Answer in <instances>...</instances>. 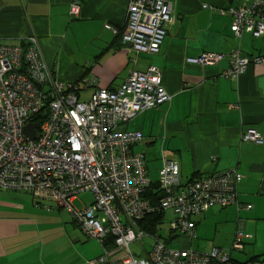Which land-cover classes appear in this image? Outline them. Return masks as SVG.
<instances>
[{
	"label": "crops",
	"instance_id": "obj_1",
	"mask_svg": "<svg viewBox=\"0 0 264 264\" xmlns=\"http://www.w3.org/2000/svg\"><path fill=\"white\" fill-rule=\"evenodd\" d=\"M71 1L0 0V43L20 44L34 35L54 78L79 84L78 96L83 91L88 98L98 87H116L131 70L158 67L171 99L126 124L143 134L134 146L143 143V150H133L145 159L149 150L160 151L159 168L163 159L177 161L182 183L196 173L231 168L243 175L238 204L211 206L194 218V237L181 234L174 241L200 252L230 249L241 229L250 237L233 258L264 264V34L236 36L232 17L216 10L253 0H169L172 19L155 54L130 48L117 36L126 31V0H76V16L69 14ZM235 49L262 60L237 78L220 75ZM201 52L225 56L205 67L186 62ZM248 128L263 140L243 141ZM101 252L67 210L27 191L0 188V264H90Z\"/></svg>",
	"mask_w": 264,
	"mask_h": 264
},
{
	"label": "built area",
	"instance_id": "obj_2",
	"mask_svg": "<svg viewBox=\"0 0 264 264\" xmlns=\"http://www.w3.org/2000/svg\"><path fill=\"white\" fill-rule=\"evenodd\" d=\"M79 8L72 0L69 14L78 15ZM216 10L232 17L234 35L264 34V0ZM171 12L169 0H126V31L121 42L137 51L157 53ZM106 27L118 33L111 24ZM224 56L201 52L186 62L205 67ZM228 56L230 66L221 75L229 78H237L251 63L262 60L261 56L241 55L238 49ZM78 89L77 83L54 78L34 35L25 38L24 48L0 44V188L27 191L67 210L85 236L102 247L90 264H237L232 253L241 251L250 237L241 229L230 249L213 247L200 252L172 248L157 232L138 225L149 213L171 210L174 218L168 235L194 237V217L213 205L238 204L237 184L243 177L231 168L181 183L178 162L163 159L157 180L161 197L153 203L144 196L151 181L146 159L133 150L143 134L126 124L138 113L170 101L161 70L151 64L143 71L131 70L119 85L98 87L87 100L79 98ZM37 113L42 115L41 123L36 137L30 139L23 128L34 122L31 118ZM241 139L261 142L263 137L248 128ZM86 191L93 194L92 203L77 208L73 204L76 195ZM144 237L153 243L148 250L143 247L144 257H138L130 243Z\"/></svg>",
	"mask_w": 264,
	"mask_h": 264
},
{
	"label": "rangeland",
	"instance_id": "obj_3",
	"mask_svg": "<svg viewBox=\"0 0 264 264\" xmlns=\"http://www.w3.org/2000/svg\"><path fill=\"white\" fill-rule=\"evenodd\" d=\"M79 98L81 100H87L88 96L84 95V92L81 91ZM36 123V122H34ZM38 124V123H37ZM37 127V125H36ZM37 130V129H36ZM37 133V132H36ZM135 146V145H134ZM144 144L140 143V145L138 146L139 150H143ZM135 151H138L137 147H133ZM152 149V148H150ZM155 150L157 151V146L155 148ZM149 154L146 155L147 159H146V166H147V170L150 171L149 175L152 179H156L158 177V165L160 162V151L159 152H155L154 150H149L148 151ZM94 199V196L91 192L86 191V192H80L76 195V199L74 201V205L77 208H82L83 206H88L89 204L92 203ZM174 218V213L171 210H167L164 213V217L162 219V222L159 224L158 227V234L162 236L163 239L167 238V231L169 229V225H170V221ZM143 243V244H141ZM153 243V239L150 237H144L141 240H135L132 241L130 243V249L132 250V252L138 256V257H144L146 255L145 253V249L148 250L151 246V244ZM182 239L181 240H176V241H172L167 243L168 246L172 247V248H180L183 247L182 244ZM143 247H145V249H143ZM226 249V248H225ZM239 253L238 251H233L232 253V257H234V254Z\"/></svg>",
	"mask_w": 264,
	"mask_h": 264
},
{
	"label": "trees",
	"instance_id": "obj_4",
	"mask_svg": "<svg viewBox=\"0 0 264 264\" xmlns=\"http://www.w3.org/2000/svg\"><path fill=\"white\" fill-rule=\"evenodd\" d=\"M71 16V15H70ZM251 34V33H250ZM121 35L120 33L117 35L119 36ZM252 35V34H251ZM0 44H3V43H0ZM6 45H10V46H22L24 48V45H25V39L22 40V42L20 44H6ZM241 55H244L242 54V52H240ZM229 55V54H228ZM41 56V54H40ZM247 56V55H245ZM229 57V56H228ZM250 57V56H248ZM230 61V60H229ZM253 64V63H251ZM230 66V65H229ZM247 69V68H246ZM221 75V74H220ZM229 78V77H228ZM93 93V92H92ZM91 96V95H90ZM41 117L42 115L37 113L35 115H33V117L31 118L32 121L40 124L41 123ZM148 171V170H147ZM238 171V170H237ZM222 172V171H221ZM217 173V172H216ZM214 174V173H212ZM149 176V174H148ZM199 176H202V175H199L198 173L194 174L191 178H189L186 182L196 178V177H199ZM150 178V176H149ZM243 178V177H242ZM151 180V178H150ZM158 180V178H157ZM157 180H151L149 185L147 186V188L145 189L144 191V196L149 198L153 203H155L157 201V198L161 195H162V191L159 189V184H158V181ZM242 180V179H241ZM181 182V180H180ZM185 182V183H186ZM241 182V181H240ZM239 182V183H240ZM182 183V182H181ZM238 183V184H239ZM237 184V185H238ZM237 196H238V192H237ZM53 202V201H52ZM54 203V202H53ZM164 213L165 211H157V212H154V213H149L147 214L144 218H142L141 220L138 221V225L141 229L147 231V232H151V233H156L158 232V227H159V224L162 222V219L164 217ZM198 217V216H196ZM195 218V217H194ZM193 218V219H194ZM75 223V222H74ZM76 224V223H75ZM77 225V224H76ZM167 234H168V231H167ZM161 235V234H160ZM169 238H166L164 239V242L167 244L169 243L170 241H174L175 239L174 238H171L170 235H168ZM162 237V236H161ZM234 259V258H233ZM235 260V259H234ZM253 260H258L260 261L259 258H253L252 260L250 261H253ZM235 262L237 264H243L241 262H238L235 260ZM261 262V261H260ZM246 263V262H245Z\"/></svg>",
	"mask_w": 264,
	"mask_h": 264
},
{
	"label": "water",
	"instance_id": "obj_5",
	"mask_svg": "<svg viewBox=\"0 0 264 264\" xmlns=\"http://www.w3.org/2000/svg\"><path fill=\"white\" fill-rule=\"evenodd\" d=\"M36 125L37 123L31 122L24 126L23 132L28 138L34 139L36 137Z\"/></svg>",
	"mask_w": 264,
	"mask_h": 264
}]
</instances>
